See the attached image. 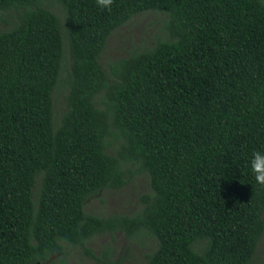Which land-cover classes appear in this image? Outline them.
Returning <instances> with one entry per match:
<instances>
[{"label":"trees","instance_id":"16d2710c","mask_svg":"<svg viewBox=\"0 0 264 264\" xmlns=\"http://www.w3.org/2000/svg\"><path fill=\"white\" fill-rule=\"evenodd\" d=\"M147 11L168 16L166 35L105 71L110 35ZM0 12L12 20L0 30V264L117 232L155 241L143 264H250L264 237L249 167L264 152V0H0ZM126 164L148 179L142 209L86 213L126 184Z\"/></svg>","mask_w":264,"mask_h":264},{"label":"rangeland","instance_id":"374dc122","mask_svg":"<svg viewBox=\"0 0 264 264\" xmlns=\"http://www.w3.org/2000/svg\"><path fill=\"white\" fill-rule=\"evenodd\" d=\"M50 8L64 22V12L58 5ZM168 16L157 11H147L132 17L126 24L116 29L108 38L101 54L100 63L109 71V65L115 60L127 57L130 53L151 47L163 38ZM12 20L6 12H0V30L11 26ZM62 67L59 82L52 94L53 125L56 126L66 110L64 97L67 93L65 84L69 71L67 43L64 42ZM98 100V98H97ZM114 147L118 143L113 142ZM113 151V150H112ZM126 184L118 190H102L85 202V212L98 217L110 215L132 216L142 209L141 196L150 194L148 179L136 173V166L124 167ZM156 243L148 236L127 238L123 233L96 235L86 243V249L65 246L62 253L51 256L43 264H143L146 254L154 250ZM95 258L90 257L89 253ZM250 264H264V237Z\"/></svg>","mask_w":264,"mask_h":264},{"label":"clouds","instance_id":"9594fccd","mask_svg":"<svg viewBox=\"0 0 264 264\" xmlns=\"http://www.w3.org/2000/svg\"><path fill=\"white\" fill-rule=\"evenodd\" d=\"M114 0H96L98 6L111 10ZM249 167L258 185L264 186V152L254 151L249 160Z\"/></svg>","mask_w":264,"mask_h":264}]
</instances>
